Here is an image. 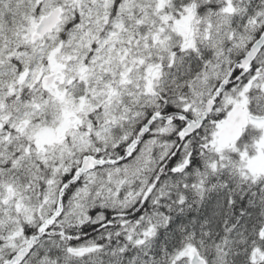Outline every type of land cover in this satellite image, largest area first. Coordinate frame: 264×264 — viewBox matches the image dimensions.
Returning a JSON list of instances; mask_svg holds the SVG:
<instances>
[{
  "label": "snow or ice",
  "instance_id": "1",
  "mask_svg": "<svg viewBox=\"0 0 264 264\" xmlns=\"http://www.w3.org/2000/svg\"><path fill=\"white\" fill-rule=\"evenodd\" d=\"M0 264H264V0H0Z\"/></svg>",
  "mask_w": 264,
  "mask_h": 264
}]
</instances>
